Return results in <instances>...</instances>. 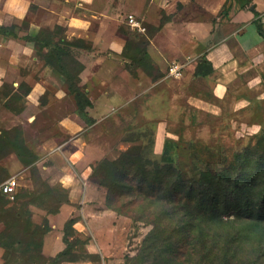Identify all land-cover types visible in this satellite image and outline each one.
<instances>
[{"label": "rangeland", "instance_id": "rangeland-1", "mask_svg": "<svg viewBox=\"0 0 264 264\" xmlns=\"http://www.w3.org/2000/svg\"><path fill=\"white\" fill-rule=\"evenodd\" d=\"M184 2L31 0L22 19L7 18L18 38L0 36V185L14 178L16 188L9 195L0 190V242L6 245L0 264H50L65 248L70 219L75 260L58 264H134L151 229L135 218L146 214L148 190L123 179L119 184L132 186L133 196L127 189L111 192L104 185L112 169L103 163L124 153L136 158L138 148L160 161L171 141L165 154L192 176L221 167L264 132V66L257 78L250 68L223 94H213L214 82L194 75L204 45L190 27L211 17L192 0ZM38 34L69 44L64 64L91 107L79 113L49 48L23 39ZM173 63L183 67L177 79L167 75ZM68 117L64 132L59 123ZM20 142L37 157L29 166L15 154ZM77 145L81 161L68 165L63 152ZM65 166L74 176L70 189L60 182Z\"/></svg>", "mask_w": 264, "mask_h": 264}, {"label": "trees", "instance_id": "trees-1", "mask_svg": "<svg viewBox=\"0 0 264 264\" xmlns=\"http://www.w3.org/2000/svg\"><path fill=\"white\" fill-rule=\"evenodd\" d=\"M254 16L259 14L254 12ZM254 24L264 38L260 21L255 20ZM15 26L0 25V36L17 39ZM23 39L49 48V61L65 78L76 110L81 113L91 107L90 100L77 88L75 75L64 64L68 56L65 46L69 44L54 43L41 34ZM212 72L211 62L202 55L194 75L202 78ZM170 144L171 141L166 142L160 161L147 159L138 148L136 158L124 153L113 162L103 163L106 169H112V180L102 184L111 192L114 188L121 195L127 189L133 196L132 186L119 184L123 179L146 186L148 190L142 208L146 214L140 217L136 214L135 218L146 220L151 229L133 259L134 264H264V132L255 142L224 159L221 167L213 170L206 166L192 176L185 175L167 157L165 153ZM15 147H18L15 154L23 165L29 166L37 160L21 142ZM63 202H67L66 197ZM14 218L17 220L19 216ZM73 224V219L65 223V248L50 259V264L75 260L74 242L68 240L73 234ZM0 247L6 249L2 242ZM35 259L41 260L39 254Z\"/></svg>", "mask_w": 264, "mask_h": 264}, {"label": "crops", "instance_id": "crops-1", "mask_svg": "<svg viewBox=\"0 0 264 264\" xmlns=\"http://www.w3.org/2000/svg\"><path fill=\"white\" fill-rule=\"evenodd\" d=\"M34 1L37 3V0ZM181 1L182 6H185L184 0ZM30 3L31 0H0V25H8L6 22L9 17L14 20L22 19L27 12L26 6ZM192 4L198 10L207 12V17H211L210 20H199L203 22L202 24L190 26L198 31L195 35L198 45L200 47L204 45L203 52L198 56L205 55L213 67L210 75L201 79L198 77L197 80L209 83L212 80L214 83L210 90L219 96L218 94L229 88L230 80L240 79L252 69L257 78L258 70L262 72L264 66V38L258 34L254 21H260L264 36V0H192ZM224 6L227 7L226 12L222 13ZM213 12L214 16H210L209 14ZM254 12H257L259 16L255 17ZM205 26L209 29L207 32L198 30ZM214 76L218 80H215ZM76 116L82 121L80 116L77 114ZM66 120L70 121L69 117L60 121L59 128L64 132H69L65 127ZM79 133L82 137L83 133L78 131ZM46 143L42 144L43 148H47ZM59 150L58 147L56 149L50 147V151L58 152ZM63 156L68 165H72L79 163L83 154L77 145L76 148L64 151ZM62 172L60 182L65 184V188L70 189L74 176L68 166L62 167Z\"/></svg>", "mask_w": 264, "mask_h": 264}, {"label": "built area", "instance_id": "built-area-1", "mask_svg": "<svg viewBox=\"0 0 264 264\" xmlns=\"http://www.w3.org/2000/svg\"><path fill=\"white\" fill-rule=\"evenodd\" d=\"M182 65L179 63H173L169 66L167 75L170 77H173L175 79L179 78L181 76L182 71ZM16 188V181L14 178H9L5 182H3L0 185V190L3 194L9 195L12 194L15 191Z\"/></svg>", "mask_w": 264, "mask_h": 264}]
</instances>
